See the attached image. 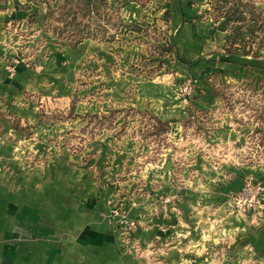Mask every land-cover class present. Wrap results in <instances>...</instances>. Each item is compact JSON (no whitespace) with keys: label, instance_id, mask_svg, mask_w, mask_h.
Returning a JSON list of instances; mask_svg holds the SVG:
<instances>
[{"label":"crops","instance_id":"obj_1","mask_svg":"<svg viewBox=\"0 0 264 264\" xmlns=\"http://www.w3.org/2000/svg\"><path fill=\"white\" fill-rule=\"evenodd\" d=\"M263 29L264 0H0V264H264V202H230L264 184Z\"/></svg>","mask_w":264,"mask_h":264},{"label":"rangeland","instance_id":"obj_2","mask_svg":"<svg viewBox=\"0 0 264 264\" xmlns=\"http://www.w3.org/2000/svg\"><path fill=\"white\" fill-rule=\"evenodd\" d=\"M259 18L260 17L258 16V20H259ZM82 29L84 31H86L85 27H83V26H81L79 29H75V30L68 29V28H66V26H63V27L61 26V28L58 29V31L56 30V32L57 33L59 32L58 33L59 36H61V37H67L69 39V37H71V35L74 32H78L79 30L81 31ZM100 30L101 29H98V32H102L103 31V30L102 31H100ZM251 41L252 42L254 41V35H251L250 34L248 39L246 37V43L247 42H251ZM183 95H185V94L183 93ZM144 127H145V129H144ZM137 128L139 129L138 133H140V134L143 133V130L142 129L147 130V132H149V133L155 132L154 127L147 129V127L144 125L143 122ZM160 128L162 129V127H160ZM81 144L83 145L84 142L79 141V138L78 137L73 138V141L71 142V145H69V148L71 147V150H72V154L73 155L79 154V153H76L75 150H78L79 151V149L81 148ZM86 144H88V143H86ZM130 144L131 143H129V142H125L122 146L119 147V149H118L119 154H117L119 157L116 158L115 161H114V163H113V166H121V170L122 171L124 170V172L120 174V176H121L120 177V180L121 181H123V180L124 181H127L128 180V177L131 175V173L129 174V172H128V170H129L128 166L129 165H133L134 163H136V162H134V160H137L138 162L140 161L139 158L136 159L137 157L136 158L134 157L135 154L133 152H132V156H130L131 155L130 149H132V151H134L133 149L136 146L135 143L133 142L132 143V148H130L129 147ZM129 162H134V163L133 164H129ZM35 163L37 165H41V164L45 163V159L44 158L38 159V160L35 161ZM92 166L94 167L95 164H92ZM93 167H90L89 166V168H93ZM89 168L87 167L88 170L86 169L89 172V175L91 176V175L95 174V172H92V171L95 170V167H94V170H90ZM73 170H74V168L72 169V171ZM103 173L104 172L101 170L99 175L102 176L103 181H105L106 178L103 175ZM106 174H108V173H106ZM132 176L134 177L135 175L132 174ZM124 214H126V213L121 208H114L112 210V215L114 217H119L120 228L123 229V230H126L127 232H132L136 227L138 228V223L135 222V221L128 220L127 216L126 215L124 216ZM125 217L127 218V220L125 219ZM160 247H163V243H156V245H155L154 248H155V250L160 251V249H161ZM152 255H153L152 258H155V257L156 258H162V260H165V258L167 257L166 254H157V255L152 254ZM158 262H160V261L158 260Z\"/></svg>","mask_w":264,"mask_h":264},{"label":"trees","instance_id":"obj_3","mask_svg":"<svg viewBox=\"0 0 264 264\" xmlns=\"http://www.w3.org/2000/svg\"><path fill=\"white\" fill-rule=\"evenodd\" d=\"M83 1H88V0H83ZM221 1L222 3H226L229 0H221ZM257 17H256V12L253 11L249 5L243 4L240 1H237L230 9H228L226 13L225 22L221 25V29L225 31L229 28V25L231 23L238 22L237 25L235 26L233 25L231 27L232 33L227 37L230 43L229 47L227 48L228 53L240 54L241 49L245 45V39L247 35H249V29H248L249 23L255 21ZM81 26H83V23L79 20L78 17L75 16L70 20L66 28L75 30V29H79ZM236 44H239V47H235ZM164 51L171 52L172 46L168 47Z\"/></svg>","mask_w":264,"mask_h":264},{"label":"built area","instance_id":"obj_4","mask_svg":"<svg viewBox=\"0 0 264 264\" xmlns=\"http://www.w3.org/2000/svg\"><path fill=\"white\" fill-rule=\"evenodd\" d=\"M187 95L192 93L189 86L184 89ZM264 184L254 179L247 180L243 188L231 195L232 209L246 215H255L264 202Z\"/></svg>","mask_w":264,"mask_h":264}]
</instances>
